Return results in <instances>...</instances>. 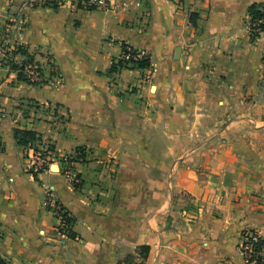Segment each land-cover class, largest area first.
Wrapping results in <instances>:
<instances>
[{
	"label": "crops",
	"instance_id": "crops-1",
	"mask_svg": "<svg viewBox=\"0 0 264 264\" xmlns=\"http://www.w3.org/2000/svg\"><path fill=\"white\" fill-rule=\"evenodd\" d=\"M254 2L264 0H123L114 10L0 0V33L20 13L12 39L45 72L31 83L0 66L6 264H250L245 232L264 235V31L251 38ZM125 44L150 66L113 71ZM17 128L69 154L82 183L62 162L31 172ZM49 193L75 236L59 232Z\"/></svg>",
	"mask_w": 264,
	"mask_h": 264
},
{
	"label": "built area",
	"instance_id": "built-area-1",
	"mask_svg": "<svg viewBox=\"0 0 264 264\" xmlns=\"http://www.w3.org/2000/svg\"><path fill=\"white\" fill-rule=\"evenodd\" d=\"M123 0H84L88 6L102 7L106 10L117 9ZM23 18L20 13L12 17L5 25L0 34V66H8L21 72L24 79L31 83L42 82L45 79L43 65L35 59L34 53L29 51V47L23 43L15 42L12 39V33L23 23ZM28 54H33L34 59H29ZM146 57V52L143 49L126 46L122 59L130 63ZM30 152V154H29ZM28 169L33 173H38L44 169H50L53 163L62 162L67 177L75 184L82 183V178L72 170L73 159L69 154H60L51 144L40 141L36 145H29L28 149ZM47 203L59 220L58 230L61 233L69 234L71 227V213L58 201L52 194L49 193ZM249 238L245 236L243 251L247 261L250 264H264V243L260 249L256 248L254 240L259 237H264L260 232Z\"/></svg>",
	"mask_w": 264,
	"mask_h": 264
},
{
	"label": "trees",
	"instance_id": "trees-1",
	"mask_svg": "<svg viewBox=\"0 0 264 264\" xmlns=\"http://www.w3.org/2000/svg\"><path fill=\"white\" fill-rule=\"evenodd\" d=\"M55 6L58 5V3H54ZM249 15H250V30H251V38L253 40L257 39L260 34L264 31V3L262 2H254L249 6ZM193 23L194 15L192 16ZM127 45H124V49ZM29 59H34L33 54H28ZM133 66L137 68H145L150 66V59L146 55L145 58L134 61L132 63L125 61L124 59H120L117 63H115L112 67V70L115 71L119 68V66ZM14 69L17 68V65H14ZM19 77L21 79H24L21 72H18ZM25 80V79H24ZM37 83V82H36ZM16 138L18 139L19 143L28 146V145H36L37 143H40L42 136L33 129H20L17 128L15 131ZM51 147H53L51 145ZM37 174V173H35ZM72 219V216H69V219ZM257 229L251 228L245 232V235L248 236L250 239L253 238L257 233ZM70 236H75V233L70 231ZM264 243V237H259L257 240H254V244L256 245V248L260 249L262 247V244ZM148 248H146V251ZM146 253V252H145ZM147 254V253H146ZM145 254V255H146ZM0 264H6L5 258L0 254Z\"/></svg>",
	"mask_w": 264,
	"mask_h": 264
},
{
	"label": "rangeland",
	"instance_id": "rangeland-1",
	"mask_svg": "<svg viewBox=\"0 0 264 264\" xmlns=\"http://www.w3.org/2000/svg\"><path fill=\"white\" fill-rule=\"evenodd\" d=\"M17 14H18V13L14 14L13 17H15ZM10 19H12V18H10ZM7 22H8V21H7ZM2 31H3V30H2ZM2 31H1V33H2ZM1 33H0V34H1Z\"/></svg>",
	"mask_w": 264,
	"mask_h": 264
}]
</instances>
